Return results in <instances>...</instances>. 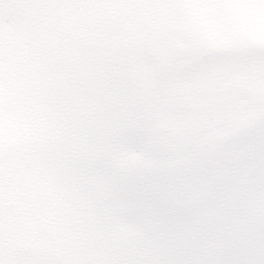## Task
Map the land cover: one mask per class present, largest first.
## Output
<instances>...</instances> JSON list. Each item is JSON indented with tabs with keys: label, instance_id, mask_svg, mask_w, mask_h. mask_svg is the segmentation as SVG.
Instances as JSON below:
<instances>
[{
	"label": "clouds",
	"instance_id": "1",
	"mask_svg": "<svg viewBox=\"0 0 264 264\" xmlns=\"http://www.w3.org/2000/svg\"><path fill=\"white\" fill-rule=\"evenodd\" d=\"M0 264H264V0H0Z\"/></svg>",
	"mask_w": 264,
	"mask_h": 264
}]
</instances>
